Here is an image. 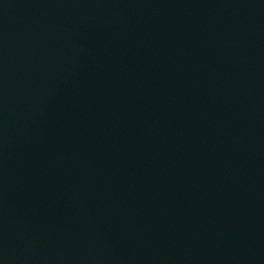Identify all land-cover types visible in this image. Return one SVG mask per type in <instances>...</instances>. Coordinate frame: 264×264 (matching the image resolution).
Instances as JSON below:
<instances>
[{
  "label": "water",
  "instance_id": "95a60500",
  "mask_svg": "<svg viewBox=\"0 0 264 264\" xmlns=\"http://www.w3.org/2000/svg\"><path fill=\"white\" fill-rule=\"evenodd\" d=\"M0 264H264V0H0Z\"/></svg>",
  "mask_w": 264,
  "mask_h": 264
}]
</instances>
